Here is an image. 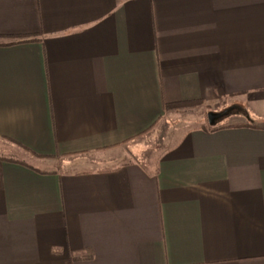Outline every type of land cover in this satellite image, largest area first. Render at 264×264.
Instances as JSON below:
<instances>
[{
    "label": "crops",
    "instance_id": "crops-1",
    "mask_svg": "<svg viewBox=\"0 0 264 264\" xmlns=\"http://www.w3.org/2000/svg\"><path fill=\"white\" fill-rule=\"evenodd\" d=\"M0 264H264V0H0Z\"/></svg>",
    "mask_w": 264,
    "mask_h": 264
},
{
    "label": "rangeland",
    "instance_id": "rangeland-1",
    "mask_svg": "<svg viewBox=\"0 0 264 264\" xmlns=\"http://www.w3.org/2000/svg\"><path fill=\"white\" fill-rule=\"evenodd\" d=\"M225 112V111H224ZM200 117H203V121L204 123L206 122V111L200 108H190V109H186V110H181V114H177V119H184L185 121H187V123L189 124H199L200 123ZM221 120V118L217 119V121ZM158 130H153L151 132V134L153 132L157 133ZM159 132V131H158ZM153 144L157 145V137L147 140L145 142V144H143V146H145V150L148 149V147H150L151 145L153 146ZM125 148V147H124ZM152 149V147L150 148ZM126 150V148H125Z\"/></svg>",
    "mask_w": 264,
    "mask_h": 264
},
{
    "label": "water",
    "instance_id": "water-1",
    "mask_svg": "<svg viewBox=\"0 0 264 264\" xmlns=\"http://www.w3.org/2000/svg\"><path fill=\"white\" fill-rule=\"evenodd\" d=\"M223 114H224V112L223 113H214V112L209 113V121H210V123H214L215 120L217 118L221 117Z\"/></svg>",
    "mask_w": 264,
    "mask_h": 264
}]
</instances>
